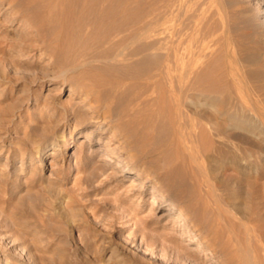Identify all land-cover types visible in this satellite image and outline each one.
I'll return each mask as SVG.
<instances>
[{
  "label": "rangeland",
  "instance_id": "obj_1",
  "mask_svg": "<svg viewBox=\"0 0 264 264\" xmlns=\"http://www.w3.org/2000/svg\"><path fill=\"white\" fill-rule=\"evenodd\" d=\"M67 1L35 45L0 49V264H233L214 231L264 240V14L246 0H126L150 21L137 38L140 15L100 24L82 15L94 0ZM19 23L1 29L22 43ZM113 49H148L147 78L89 57ZM89 72L147 81L132 106L148 111L145 134L121 132L125 102L94 101L107 84Z\"/></svg>",
  "mask_w": 264,
  "mask_h": 264
},
{
  "label": "bare ground",
  "instance_id": "obj_2",
  "mask_svg": "<svg viewBox=\"0 0 264 264\" xmlns=\"http://www.w3.org/2000/svg\"><path fill=\"white\" fill-rule=\"evenodd\" d=\"M64 1H67V0H0V2H4L5 4H7V9L9 10L8 12H9V14H11L10 18L8 16H6V17H4L3 19L0 20V49H2L5 46L11 47L12 45L20 46L22 48L33 46L38 32H40V31H42L44 29L47 30V28H49L50 25L53 24V21L56 20V19L53 20V18H52V15L54 13L58 12L59 14L62 13L65 16L69 15V12H70L69 9L71 10L72 8H71L70 5H68V3L66 5L64 3ZM75 1H77V0H75ZM79 1H81L83 5H87L89 0H79ZM91 1L93 2V0H91ZM70 2H71V0L69 1V4L74 3V2H71V3ZM132 2H129V1H126V0H94V2L90 5L92 7L89 8V10L92 11L91 14H87V13L84 14L83 13L82 15H83V17L85 19H87V20L93 19L96 22H101L100 24H102L103 22H109L110 24H113V23L116 24L115 23V19H117V18H119V19L120 18L121 19H133V18H135V20H136V17H138V15H140V17L142 19V21H140V22H142V23L140 24V28L139 29L141 30V32L139 31V33L135 34L134 37L135 36L137 38L141 37V36L145 37L146 34H147V29H149L147 27L150 24L149 19L147 20V18H146L147 17V13H146L147 11H144L142 9L141 4H139V3L132 4ZM166 2H167V0H166ZM89 3H90V1H89ZM75 4H73V8L74 9H75V7H74ZM82 4L80 6L79 5L78 6L81 8V6H83ZM171 4H172V2H171ZM144 5H145V3H144ZM246 5H248L249 7L254 9V11H255L254 16L255 17L258 18L259 16H262L264 14V0H246ZM66 6H68V7L70 6V8H66ZM79 7H78V10L81 12V9H83V7L81 9H79ZM219 7H221V6H219ZM55 10H57V11H55ZM76 10H77V8H76ZM89 10H88V12H89ZM219 10H221V9H219ZM79 11H77V12H79ZM84 12H86V11H84ZM70 13H72V12H70ZM232 15H233V12H232ZM140 17H138V18H140ZM215 19H214V21H215ZM14 21H20L19 24L22 25L21 28L24 30L25 36L23 35L24 38L22 37L23 38L22 39V41H23L22 43L15 42L16 40H14V35L11 34L12 32L11 33L7 32L6 30H4V28L1 29L2 26H5V23L14 22ZM62 21H63V19H62ZM58 22H59V19H58ZM63 23H64V25H66V22H63ZM220 24L221 23L218 22V26ZM263 24H264V19H263ZM231 27H232V25H231ZM57 29H59V28H57ZM61 30L59 29V31H61ZM62 31H64V30H62ZM231 31H233V30H231ZM62 34H63V32H62ZM225 38H226V36H225ZM239 48H241V47H239ZM147 50L148 49H113L112 51H105V52H101L100 51L101 53H99V54H90L89 57L92 56V57L96 58L99 61V63L101 64V66H107L108 65V66H113L114 67V66H116L118 64L121 65V66H125L126 69L128 68L129 70H131V72L134 75L133 77H136V79L137 78L146 79L149 69L145 68V67L137 69L136 65L139 64V63L148 61V57H147L148 56V52H147ZM177 51H179V49ZM177 51L174 50V52H173V57L175 59L178 58V52ZM190 62H189V64H190ZM168 63L169 62L166 61L164 66H163L165 68L166 72H169L168 71V69H169V64ZM76 66L79 68V65H76ZM83 66L84 65H82V67ZM154 66H155V64H154ZM89 71H93V69L92 70L89 69ZM89 73H91V72H89ZM120 74H121V72H120ZM193 74L194 73H192V75ZM117 75H119V74H117ZM133 77L124 76V75H120V76L113 75V76H109V77H104L103 74L100 75V73L98 74V73H93V72L90 75V79H92L95 83H97V84L98 83L99 84H107V89H106V91L103 92L104 93V95H103L104 97H102V98L95 97L93 99L94 101H96L98 103H103L106 106L107 110H110L111 106H116V107L119 106L120 107L125 102V105H126L127 108H126V112L122 113V115L120 116V126L122 128L121 132H123V134H125L127 136L131 135L132 133H135V132L136 133L139 132L140 134L141 133L145 134L146 133V128L148 127V125H149V123L151 121L148 118V116H147L148 115V111H147V109H145L146 107L144 108L141 105L140 107L132 108L133 105H137L138 103H141V102L144 103V100L145 99L147 100V96L144 99L143 95H145V94L142 93L141 90H140L141 86H146L147 85V81L146 80H144L142 82L133 81V80H135ZM87 79H89V78H87ZM93 81H88V82H93ZM95 83H94V85H95ZM90 85H91V83H90ZM87 92L94 93L95 91H94V89L92 87H88ZM260 94H262V93H260ZM176 99H177V96L174 95L173 96V101H176ZM261 102H260V104H261ZM157 104H158V102H157ZM262 104H263V102H262ZM128 107H130V108H128ZM148 110H150V109H148ZM116 167H118V170L130 171V168L127 167V165L125 166L123 164H118ZM132 180H135V178H132ZM219 188H220V186H219ZM260 188L261 187H259V186H256L254 188V192H255V195H256L255 199L256 198L259 199V202L262 205H264V199H263V196H264L263 194L264 193L261 194L262 191L260 192ZM256 202H258V201H256ZM256 202H255V204H256ZM164 205H167V203L163 200V201L160 202L159 207H163ZM249 207H250L252 213H255V215H254L255 217L252 215L253 216L252 217L253 221L256 222V223L259 222V221H263V217H262V215H260L262 213L261 211H262L263 208L258 206V203L256 205H253L252 208H251V206H249ZM263 216H264V213H263ZM226 218H227V216H226ZM237 224H238V226L241 229L242 223L239 222ZM240 231H239V234L238 235L236 234L235 237L233 236L232 239H231L230 235H228V234L227 235H224L222 233L218 234V232L214 231V233H213V235L211 236V239H210L211 240V247L218 246V244H220L222 250L228 252V256H227L226 259L230 263H233V264H264V257L262 255V253L264 254V242H263L264 240L262 241V243H259L258 246L256 245L257 246L256 247V246H254L255 242H253V241H251L249 239H246L245 237H243V235H241V234L245 235L246 231L244 232L243 229H241ZM260 232H262V231H260ZM221 238L222 239L224 238V240L222 242H219L220 241L219 239H221ZM232 240H234L233 241L234 243L231 242ZM207 259H211L212 260V257L210 258V257L207 256L206 260Z\"/></svg>",
  "mask_w": 264,
  "mask_h": 264
}]
</instances>
